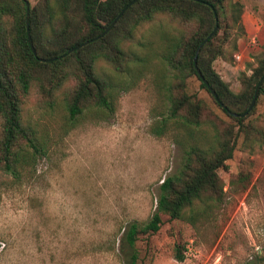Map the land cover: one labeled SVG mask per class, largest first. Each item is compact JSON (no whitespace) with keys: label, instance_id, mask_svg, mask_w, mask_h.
Wrapping results in <instances>:
<instances>
[{"label":"rangeland","instance_id":"1","mask_svg":"<svg viewBox=\"0 0 264 264\" xmlns=\"http://www.w3.org/2000/svg\"><path fill=\"white\" fill-rule=\"evenodd\" d=\"M26 1L31 7L37 0ZM238 1L236 50L229 62L212 63L233 93L239 74L250 76L254 60L264 57V0ZM179 32L175 21L156 15L121 43L132 58L124 73L96 61V72L111 86L109 112L82 109L68 125L63 97L71 82L53 94L50 107L35 88L24 98L23 120L44 154L18 177L0 171V264H126L124 228L149 220L158 185L181 165V149L170 135L185 129L169 127L161 137L150 132L165 117L170 85L160 55ZM185 90L228 122L194 77ZM252 108L248 119L264 115V98ZM241 141L226 170L217 172L221 200L196 203L179 220L160 215L158 231L135 242L138 263L264 264V145L246 148ZM176 250L182 261L174 259Z\"/></svg>","mask_w":264,"mask_h":264},{"label":"trees","instance_id":"2","mask_svg":"<svg viewBox=\"0 0 264 264\" xmlns=\"http://www.w3.org/2000/svg\"><path fill=\"white\" fill-rule=\"evenodd\" d=\"M131 1L37 0L28 8L27 24L34 57L26 39L24 0H0V171L18 177L31 171L44 154V145L37 143L34 131L22 117L24 98L32 88L50 107L53 94L71 82L63 97L66 121L71 126L82 109L109 112L111 86L96 72V61H104L114 73H124L125 64L132 58L121 43L132 39L135 29L156 15L175 21L180 32L160 55L170 73L165 117L150 132L161 137L169 127L185 129L183 135H170L181 149V165L158 185L155 211L149 220L131 222L124 228L121 240L129 250L126 264H140L135 242L139 236L147 238L158 231L160 215L179 220L196 203L208 207L221 200L223 186L217 172L226 170V161L231 159L240 136L241 146L246 148L264 145V115L248 119L253 108L242 117L230 115L246 111L264 74V57L254 60L250 76L239 74L237 93L230 91L212 68L215 60L229 62L236 50L237 32H242L238 0H137L101 38L65 54L98 37ZM214 27V34L202 44ZM197 49L196 69L213 96L193 67ZM191 77L228 122L203 99L187 94L186 80ZM258 96L264 98V79ZM242 176L238 173L236 177ZM174 259L182 261L181 252L176 250Z\"/></svg>","mask_w":264,"mask_h":264},{"label":"water","instance_id":"3","mask_svg":"<svg viewBox=\"0 0 264 264\" xmlns=\"http://www.w3.org/2000/svg\"><path fill=\"white\" fill-rule=\"evenodd\" d=\"M137 0H133L131 1L130 3H128L120 12L119 14L115 17V19H113V21H111V23L101 32V34L98 36V37H95L93 39H91L90 41H85L83 42L82 44L80 45H77L71 49H69L65 54H70L71 52L87 45L89 42H92V41H96L98 40L99 38H101L116 22V20L119 18V16L129 7L131 6L134 2H136ZM24 7H25V19H24V23H25V31H26V39H27V43H28V46H29V49L31 51V54L35 57V52L32 48V45H31V41H30V38H29V35H28V32H27V24H28V8H29V5L27 3L26 0H24ZM216 30V27H214V29L212 30V32L208 35V37L203 41L202 44H204L215 32ZM198 52V49L196 50L195 52V56L193 58V67L195 69V72H196V75L197 77L199 78V80L202 81V83L205 85L206 89L209 91V93L213 96V92L212 90L207 86L206 82L202 79L199 71L196 69V66H195V58H196V54ZM64 56V55H63ZM62 56V57H63ZM40 62H43L44 60H39ZM264 79V74L260 77L259 81L257 82L255 88H254V91H253V94H252V98L249 102V105L246 109V111L240 115H236V114H230L232 117H235V118H238V117H242V116H245L253 107L254 105V102L256 100V97H257V93H258V90H259V87H260V84L262 82V80Z\"/></svg>","mask_w":264,"mask_h":264},{"label":"built area","instance_id":"4","mask_svg":"<svg viewBox=\"0 0 264 264\" xmlns=\"http://www.w3.org/2000/svg\"><path fill=\"white\" fill-rule=\"evenodd\" d=\"M234 58L238 59V56H234Z\"/></svg>","mask_w":264,"mask_h":264},{"label":"crops","instance_id":"5","mask_svg":"<svg viewBox=\"0 0 264 264\" xmlns=\"http://www.w3.org/2000/svg\"><path fill=\"white\" fill-rule=\"evenodd\" d=\"M236 56H238V55H236ZM238 58H239V56H238Z\"/></svg>","mask_w":264,"mask_h":264}]
</instances>
